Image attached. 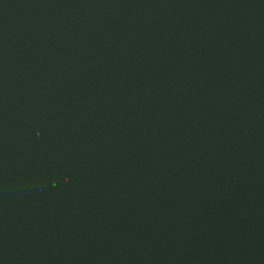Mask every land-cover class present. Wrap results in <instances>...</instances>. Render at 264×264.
Instances as JSON below:
<instances>
[{"label": "water", "instance_id": "1", "mask_svg": "<svg viewBox=\"0 0 264 264\" xmlns=\"http://www.w3.org/2000/svg\"><path fill=\"white\" fill-rule=\"evenodd\" d=\"M0 264H264V0H0Z\"/></svg>", "mask_w": 264, "mask_h": 264}]
</instances>
